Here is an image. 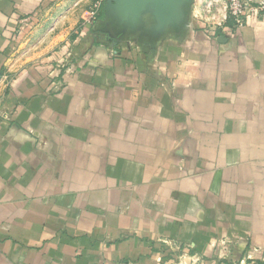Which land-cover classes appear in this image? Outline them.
<instances>
[{"label": "crops", "instance_id": "obj_1", "mask_svg": "<svg viewBox=\"0 0 264 264\" xmlns=\"http://www.w3.org/2000/svg\"><path fill=\"white\" fill-rule=\"evenodd\" d=\"M95 1L0 0V264H264V14Z\"/></svg>", "mask_w": 264, "mask_h": 264}, {"label": "built area", "instance_id": "obj_2", "mask_svg": "<svg viewBox=\"0 0 264 264\" xmlns=\"http://www.w3.org/2000/svg\"><path fill=\"white\" fill-rule=\"evenodd\" d=\"M106 0H96L91 12V17H95L97 8ZM224 3L229 16L234 21L233 28H242L245 25L246 18L256 13L264 14V0H203L204 6L209 9L213 4ZM94 36L100 38L99 34L93 29ZM81 40L79 41V44ZM160 245L162 260L168 264H203V255L198 252L191 253L190 248L183 247L177 241L161 237L157 240ZM247 258H250L248 254ZM246 257L238 262L229 261L230 257L220 260L219 264H244ZM228 261V262H227Z\"/></svg>", "mask_w": 264, "mask_h": 264}, {"label": "rangeland", "instance_id": "obj_3", "mask_svg": "<svg viewBox=\"0 0 264 264\" xmlns=\"http://www.w3.org/2000/svg\"><path fill=\"white\" fill-rule=\"evenodd\" d=\"M33 20H26L24 19L23 22H22V29H21V32H20V35L25 37V35L29 34L31 32V30L35 27V25H32Z\"/></svg>", "mask_w": 264, "mask_h": 264}]
</instances>
